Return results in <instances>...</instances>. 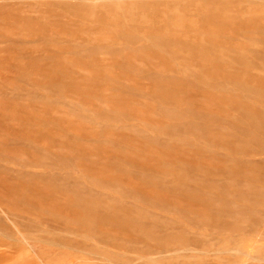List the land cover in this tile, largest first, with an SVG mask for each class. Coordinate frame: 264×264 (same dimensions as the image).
<instances>
[{"label": "rangeland", "instance_id": "obj_1", "mask_svg": "<svg viewBox=\"0 0 264 264\" xmlns=\"http://www.w3.org/2000/svg\"><path fill=\"white\" fill-rule=\"evenodd\" d=\"M0 264H264V0H0Z\"/></svg>", "mask_w": 264, "mask_h": 264}]
</instances>
